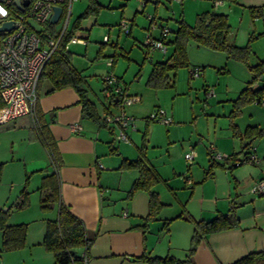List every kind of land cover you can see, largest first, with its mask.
Returning <instances> with one entry per match:
<instances>
[{
  "label": "crops",
  "instance_id": "crops-1",
  "mask_svg": "<svg viewBox=\"0 0 264 264\" xmlns=\"http://www.w3.org/2000/svg\"><path fill=\"white\" fill-rule=\"evenodd\" d=\"M218 1H220L218 5H212L213 9L204 11L213 10L227 14L230 24L229 41L237 46H244L248 43L251 35L255 36L253 38L256 45L253 51L255 60L264 59V50H260V46H264V0ZM148 2H151V7L148 6ZM148 2L146 1L145 5L141 6L139 0H136L132 8L126 4L122 9L121 21L126 17L131 20L130 35L145 36L151 23L160 25L171 19L175 23L177 20H183L187 24H192L194 21L193 18L189 19L190 13L185 15L183 1H175L177 9H179L177 17L171 10L172 15L169 14L167 19L163 17L166 13L163 7L165 6L167 9V3L164 2L162 7V0H149ZM166 2L168 1L166 0ZM210 3L212 4V2ZM250 7H260L261 13L252 12ZM143 8L150 10L145 17L138 18L137 13L143 12ZM198 8L194 10L195 15L200 12L197 11ZM232 15H237L239 18L236 25L231 23ZM135 23H137V28L133 27ZM176 27L177 23L173 29ZM108 28L107 32L109 33L111 26ZM118 29L124 32L119 24ZM76 32L73 35L83 39H87L89 36L82 33L76 34ZM152 34L158 36L159 27H156ZM171 34L172 32L167 37ZM117 40L111 41L108 35L107 43L110 42L108 43L110 46L103 48L100 56H97L100 44L93 47V50L88 54L89 58L95 59L91 66H101V70L96 69L100 73L99 76L104 87L106 85L104 77L112 71L104 74L105 70L103 69L105 68H102V64L109 69L113 67L114 63L111 62L112 65H107V60L104 57L112 53L111 47L113 44L115 46L118 44ZM72 45L78 47V51L75 52L79 54L78 56L83 55L81 54L83 51L84 54L86 53L88 43H68L66 47L71 53ZM167 48L171 49V53L172 48L170 46ZM114 54L115 51L112 55ZM84 69L86 68L83 67L79 70L86 78L87 96L95 103L101 122H94L82 115L81 104L78 103L79 95L73 87L65 86L46 93L50 87V82L46 79L41 81L38 87V106L43 114L46 128L55 142L62 202L82 220L87 236L93 239L87 250L88 259L85 264H149L134 258L141 254L148 256L172 255L184 258L190 246L194 221L211 220L220 213H227L231 208L235 218L234 224L205 234L190 256L191 262L193 264H229L248 252L264 250V194L256 195L250 191L254 182L264 179V141H261L264 136L256 144L251 142L247 148V150L253 149L258 158L256 163H235L233 168L227 169L222 166L224 159L213 160L209 156L207 148L210 143L215 146L216 151L227 156L241 149V141L233 135L232 129L229 127L230 132L215 137L214 143H202L201 150L189 145L184 153L190 149L194 151L195 155L190 161L185 159L184 153L182 155L184 164L178 162L175 156L170 154L165 162L166 168L160 170L153 166L162 178L153 185V190L157 192L163 205L155 218L144 225L143 218L149 211L148 193L144 190H137L128 198V191L138 176V171L133 168L120 167L124 158L135 157L132 156L134 151L130 150L128 145L126 146L129 149L122 145L121 151L113 153L116 151L118 142L129 144L128 131L137 130L134 117L132 114H128L124 107L141 101L142 96L126 94L127 87L120 84L121 78L118 75H114L116 78L114 86L124 87L123 94L131 96V101L124 104L122 100L124 95L122 94L119 105L115 106L110 101L117 102L118 99L115 101L116 96H108L106 89H104V99H95L91 97L89 91L92 88L90 86L91 79L88 76L92 75L86 74ZM203 73L205 75L204 70L199 76ZM262 78L253 87L264 86ZM146 84L148 83L146 82ZM140 86L144 87V85ZM140 90L142 91V89ZM207 94L213 95V92L209 91ZM106 109L109 111L107 112ZM121 110L131 117L130 124L124 128L128 140L115 138V135L121 130V125L111 119V116L118 114ZM25 116L28 119H25ZM251 119L253 118L251 117ZM151 121L164 124L156 120ZM254 121L253 123L259 122L258 119ZM11 122L13 123L8 124L15 125L11 129L19 131L22 140L37 148L36 152L25 156L24 161L29 163L26 169L41 173L50 171L48 152L37 133L35 135L27 129V127L34 128L30 116H18ZM147 122L144 119L143 125L148 126ZM75 125L79 126V129H75ZM255 126L257 127V125ZM240 129L243 131L242 128ZM109 134L112 135L111 140ZM146 135L147 129L145 140ZM13 143L16 144L15 151L17 152L19 144L17 141H13ZM138 149L140 151V146ZM238 155L243 159L241 154ZM2 160L0 154V161ZM3 194L0 187V207L4 205ZM166 220L168 222L165 224ZM44 229L45 225L39 235L36 234L32 237L28 230L26 237L25 247L36 246L40 258H47V253H42L39 249L45 250L40 244ZM83 252L81 248L80 253Z\"/></svg>",
  "mask_w": 264,
  "mask_h": 264
},
{
  "label": "rangeland",
  "instance_id": "rangeland-1",
  "mask_svg": "<svg viewBox=\"0 0 264 264\" xmlns=\"http://www.w3.org/2000/svg\"><path fill=\"white\" fill-rule=\"evenodd\" d=\"M90 1L74 0L72 2L66 32L72 28L73 23L84 12ZM96 1L98 12L92 13L86 18H81L80 27L77 30L78 33L76 32V34L89 35L87 39H84L88 43L86 53L84 54L83 51L81 53L83 55L78 56L79 54L75 53L78 51V47L72 45L71 63L77 70L85 67L84 71L87 72L86 74L92 75L88 76L91 79L90 86L92 89H89L91 97L104 99V84L100 79V73L96 69L101 70V66H91L95 59L89 58L88 54L93 50V47L104 41V35H109L111 41L118 39V44L111 47L112 53L115 51V54L112 55L111 53L104 57L105 60L114 59V65L110 69L102 64V68H105L103 69L105 70L104 74L112 71L114 75H118L121 78L120 84L127 87L126 94H139L142 96L141 101L124 107L126 112L134 117L137 130L134 132L128 131L129 144L118 142L115 148L116 151L113 153L121 151L122 145H125L126 148L130 147V150L134 151L132 156L136 158L140 154L138 147H144V155L149 163L161 170L167 167L165 162L170 154L171 156L173 154L178 162L184 164L182 155L189 145L201 150L203 147L202 143H214L215 137L230 132L228 129L230 122L236 123L239 130L248 124L257 125V128L262 133L253 139V144H256L264 136V106L246 104L240 107L238 114H235L234 111L235 116L233 115L234 106L232 100L238 96V93L250 78V72L244 64L238 60L228 58L224 51L210 50L198 46L194 41H189L187 44L189 66L179 67L175 71H168V84L157 87L148 85L146 82L151 72L152 64L156 61L167 59L171 49L167 48L166 53H163L159 49H152L146 46L144 44V35H130L119 31L118 24L121 22L122 9L126 4L132 8L136 0ZM143 1L139 0V3ZM167 1L162 0V7L165 2L168 9L165 6L163 7L166 11L163 16L164 19H167L169 14L172 15L170 13L171 10L174 12L173 15L177 17L179 10L177 9V3L173 0ZM182 1L185 15L190 13L189 19L193 18L194 20V10L197 7H199L197 11L200 12L205 9H213L212 5L215 0ZM148 6H152L151 2H148ZM149 10L148 8H143V12H138L137 17H145ZM124 16L126 17L127 15ZM124 16L123 18H125ZM235 16L237 15H232L231 17L233 25H236L239 21L238 16ZM65 18L66 10L63 11L57 22L51 24V29L56 33L61 31ZM124 20L131 26V20L127 19V17ZM166 23L172 28L176 26L175 21L172 19L164 24ZM109 26H111V30L108 33ZM133 27L137 28V23ZM108 43H106V46H110ZM255 46L253 39L250 42L251 53L248 59L250 64L257 61L253 52ZM261 49L264 50V46H260ZM193 66L203 67L202 70L205 71V75L203 73L199 77H190L189 68ZM140 85H144V87L142 88ZM209 91H212L213 95H208ZM159 107L163 108L167 115L172 118L171 123L160 124L148 119L149 114ZM25 119L28 118L25 116ZM144 119L148 121V126L143 125ZM256 119L259 122L253 123ZM6 126L8 125L0 124V154L3 158L0 162H3L4 165V176L0 181V187L4 193L2 196L4 200L3 206L9 207L7 223H26L30 237L36 236L44 228L46 219L55 216L56 210L52 208L44 211L39 205L41 196L39 185L44 173L26 169L29 163L24 161L25 156L36 152L37 148H35V145L32 146L31 143L27 144L22 140V135L19 131L12 130ZM27 129L36 135L34 128L30 129L27 127ZM111 138L112 135H110V140ZM13 141H17L19 144L17 152L15 151L16 144ZM261 141H264V138ZM49 170H51V166H49ZM24 188L28 192V203L25 207L17 209L13 204L18 198L20 191ZM39 249L42 253H47V258L39 257L36 246L3 251L1 250L0 232V264H53L52 253L49 251V253L45 252L46 250L42 248Z\"/></svg>",
  "mask_w": 264,
  "mask_h": 264
},
{
  "label": "trees",
  "instance_id": "trees-1",
  "mask_svg": "<svg viewBox=\"0 0 264 264\" xmlns=\"http://www.w3.org/2000/svg\"><path fill=\"white\" fill-rule=\"evenodd\" d=\"M97 5L96 0H91L84 12L73 23L72 28L62 35L59 49H56L51 54L39 77L36 87L37 99L35 107L31 112L24 114L30 116L32 127L36 130L41 143L44 145L49 155V166H51V170L44 173L41 178V183L39 185V190L41 192L39 205L44 211L54 208L56 214L53 218L46 219L45 229L40 244L46 251L52 253L53 264H85L88 259L87 250L93 239L87 236L82 220L71 212L69 207L62 202L60 196L57 151L55 142L46 128L43 114L38 106V87L41 81L45 79L50 82V87L47 89L46 93L65 86L73 87L79 95L78 103L81 104L82 115L94 122H101L95 103L87 96L85 75L72 65V54L66 47L68 39L78 30L80 19L86 18L92 13H97ZM250 10L252 12L261 13L260 7H250ZM176 23V29H173L172 34L166 37L165 40L167 46L172 48V51L164 61H156L152 64L151 72L147 79L149 85L157 87L168 84V71H175L179 67H188L187 44L189 41H194L197 45L211 50L224 51L228 58L240 61L250 72V78L246 81L245 86L240 90L238 96L232 100L234 106L233 115L234 111L235 114H238L240 107L246 104L260 105V100L264 99V86H253L264 76V59L257 60L253 64H250L248 61L251 53L249 42L253 40L255 36L251 35L248 43L244 46H237L233 42H230V24L227 14L213 10L197 13L192 24H187L183 20H177ZM119 26L126 34H129L130 26L127 31L121 27L120 23ZM44 27L51 29V23L46 22ZM58 33L59 32H55L53 36L57 37ZM106 43L107 40L100 43L97 56H100ZM145 45L147 46V44ZM113 46L115 45L113 44ZM111 62H114V59H111ZM202 68L203 67H201V69ZM189 76L191 77L190 73ZM105 84L104 89L106 90L111 89L113 86V84H107L106 81ZM122 92H124V87H122ZM121 95L122 94L118 93L113 94V96L118 97V101H110V103L115 106L119 105ZM2 106L3 101L0 99V109ZM106 110L107 112L109 111V109ZM15 118L1 122L0 124L8 125L6 126L7 128H13L15 125L8 123H13L11 121ZM230 127L233 135L237 136L241 141V149L238 152L228 155L224 159L222 166L227 169L233 168L237 161H242V158H239L238 154H241L240 156L245 159L247 158V154L253 152V150H247V148L253 139L262 133L255 125H247L243 131H240L234 122H230ZM143 149L144 147H140V154L136 158H124L120 167L133 168L138 171V176L135 178L128 191V198L137 190H144L148 193L149 211L143 218V223L146 225L149 220L155 218L157 212L163 205L157 192L153 190V185L162 178L153 165L147 160ZM3 166V162H0V180L3 173ZM27 203L28 192L24 188L20 191L13 205L18 209L25 207ZM8 215L9 207H0L1 250L3 251L20 249L26 245L27 224L7 223ZM233 216L234 213L231 208L227 213H220L211 220H195L190 246L184 258H177L172 255L148 256L146 254H141L134 258L143 260L149 264H193L190 256L195 250L199 240L207 233L233 225L235 221ZM167 222L168 220L165 221V224ZM81 248L84 251L82 254L80 253ZM229 264H264V250L248 252Z\"/></svg>",
  "mask_w": 264,
  "mask_h": 264
},
{
  "label": "built area",
  "instance_id": "built-area-1",
  "mask_svg": "<svg viewBox=\"0 0 264 264\" xmlns=\"http://www.w3.org/2000/svg\"><path fill=\"white\" fill-rule=\"evenodd\" d=\"M13 1L0 0V9H2L0 11V26L6 21H11L9 30L0 31V99L3 101V106L0 109V122L27 114L34 109L39 77L51 54L59 49L61 37L66 33L71 4L74 0H28L27 5H23L24 0H18L22 9ZM146 1L149 0H144L141 6H144ZM175 1L181 2L182 0ZM219 2L215 0L213 5H218ZM54 5L61 6V15L66 10L65 23L57 37L53 36L55 33L53 29L44 27L45 23L49 22ZM120 24L125 31L128 30L129 23L126 20H122ZM156 27H159L158 36L152 34ZM172 31L173 28L167 23L163 25L151 23L146 30L144 42L152 49L165 52L167 50L165 40ZM103 39L107 40V36L105 35ZM68 43L86 44V41L80 36L72 35L68 39ZM106 63L111 65V59H108ZM202 71L201 67L193 66L189 73L191 77H195L202 74ZM104 80L107 84H113L112 88L107 90L108 96H113L115 93L123 94L121 86H114L116 79L112 72L105 75ZM131 99V96L124 95L122 97L124 104ZM259 104L264 106V99H261ZM148 118L164 124L172 122V118L160 107L150 113ZM111 119L121 125V130L115 135V138L128 140L124 128L130 124L131 117L121 110L118 114H113ZM74 128L79 129V126L75 125ZM251 150L253 149L251 148ZM207 151L213 160H223L227 157L224 153L216 151L215 146L211 143L208 145ZM194 155L192 149L184 153V157L188 161L193 159ZM257 161L256 154L252 152L247 154V158L236 163H256ZM250 191L256 195L264 194V179L254 182Z\"/></svg>",
  "mask_w": 264,
  "mask_h": 264
},
{
  "label": "water",
  "instance_id": "water-1",
  "mask_svg": "<svg viewBox=\"0 0 264 264\" xmlns=\"http://www.w3.org/2000/svg\"><path fill=\"white\" fill-rule=\"evenodd\" d=\"M15 5H17L19 8L22 9L21 5H19V1L18 0H14L13 1ZM28 0H24L23 5H27ZM61 11L62 8L59 5H54L53 6V13L51 14L50 18H49V22L50 23H55L58 21L60 15H61ZM11 28V21H6L4 22L1 26H0V31L2 30H9ZM118 97L116 96L114 98L115 101H117Z\"/></svg>",
  "mask_w": 264,
  "mask_h": 264
},
{
  "label": "clouds",
  "instance_id": "clouds-1",
  "mask_svg": "<svg viewBox=\"0 0 264 264\" xmlns=\"http://www.w3.org/2000/svg\"><path fill=\"white\" fill-rule=\"evenodd\" d=\"M0 11H2V9H0Z\"/></svg>",
  "mask_w": 264,
  "mask_h": 264
}]
</instances>
